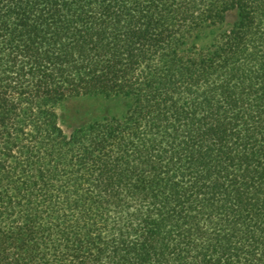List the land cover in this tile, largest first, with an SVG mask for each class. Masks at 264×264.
<instances>
[{"label": "trees", "instance_id": "16d2710c", "mask_svg": "<svg viewBox=\"0 0 264 264\" xmlns=\"http://www.w3.org/2000/svg\"><path fill=\"white\" fill-rule=\"evenodd\" d=\"M0 264H264V0H0Z\"/></svg>", "mask_w": 264, "mask_h": 264}, {"label": "rangeland", "instance_id": "374dc122", "mask_svg": "<svg viewBox=\"0 0 264 264\" xmlns=\"http://www.w3.org/2000/svg\"><path fill=\"white\" fill-rule=\"evenodd\" d=\"M124 100L119 97L81 96L66 100L58 110L59 119L66 132L103 117L120 115Z\"/></svg>", "mask_w": 264, "mask_h": 264}]
</instances>
